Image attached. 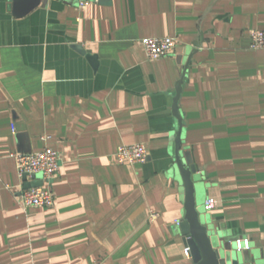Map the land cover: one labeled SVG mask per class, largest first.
I'll return each instance as SVG.
<instances>
[{
	"label": "crops",
	"instance_id": "1",
	"mask_svg": "<svg viewBox=\"0 0 264 264\" xmlns=\"http://www.w3.org/2000/svg\"><path fill=\"white\" fill-rule=\"evenodd\" d=\"M255 29L264 0H0V264H193L176 224L184 188L169 174L183 76L182 150L197 170L198 206L226 240L248 237L264 264ZM146 37H173L175 49L150 59ZM135 143L146 162L117 163L118 147ZM45 146L61 158L55 205L24 206L11 154Z\"/></svg>",
	"mask_w": 264,
	"mask_h": 264
},
{
	"label": "water",
	"instance_id": "2",
	"mask_svg": "<svg viewBox=\"0 0 264 264\" xmlns=\"http://www.w3.org/2000/svg\"><path fill=\"white\" fill-rule=\"evenodd\" d=\"M79 48V46H77ZM80 49V48H79ZM84 52V50H82ZM89 58L97 66L96 56L89 52ZM190 62L186 68L188 69ZM184 76L176 84L173 113L178 122L175 132V163L169 174L180 181L184 188V216L179 228L185 237L186 245L191 247L193 264H259L258 260L252 259V253L248 250L237 251L234 242H230L219 233L214 232L207 216L198 206L197 193L200 191V182L195 166L189 152L182 150L183 119L179 109V99L182 94ZM37 178L30 182L29 177ZM25 189L41 186L42 180L37 174H24Z\"/></svg>",
	"mask_w": 264,
	"mask_h": 264
},
{
	"label": "built area",
	"instance_id": "3",
	"mask_svg": "<svg viewBox=\"0 0 264 264\" xmlns=\"http://www.w3.org/2000/svg\"><path fill=\"white\" fill-rule=\"evenodd\" d=\"M100 0H81V5L85 3H98ZM141 43L150 59H159L171 54L176 46V40L173 37H146ZM250 47L254 50H261L264 54V30L255 29L250 32ZM13 131L16 129L13 127ZM18 172L21 177L24 174L44 175L46 185L35 186L23 189L19 195L20 202L24 206L52 208L55 205L56 198L51 188V182L56 179L61 171V158L59 152L51 146H45L40 151L34 152H13ZM148 150L141 143L121 145L114 154V158L119 164H138L146 162ZM216 199L209 197L204 203L206 211L213 209ZM158 214L151 212L150 218L154 220ZM181 220H177L179 226ZM237 251L249 250L251 241L248 237H238L234 240ZM184 253L188 257L191 255V247L186 245Z\"/></svg>",
	"mask_w": 264,
	"mask_h": 264
},
{
	"label": "rangeland",
	"instance_id": "4",
	"mask_svg": "<svg viewBox=\"0 0 264 264\" xmlns=\"http://www.w3.org/2000/svg\"><path fill=\"white\" fill-rule=\"evenodd\" d=\"M205 209V208H204Z\"/></svg>",
	"mask_w": 264,
	"mask_h": 264
}]
</instances>
